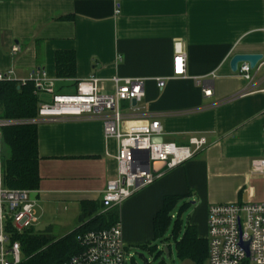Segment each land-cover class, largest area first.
Returning <instances> with one entry per match:
<instances>
[{
  "label": "crops",
  "instance_id": "1",
  "mask_svg": "<svg viewBox=\"0 0 264 264\" xmlns=\"http://www.w3.org/2000/svg\"><path fill=\"white\" fill-rule=\"evenodd\" d=\"M15 46L18 54L12 53ZM178 48L186 54V75L180 78L172 76ZM58 51L75 53V79L57 78ZM238 54L264 57V0H0V70L23 72L21 79L42 69L62 94L74 93L79 81L94 76L105 83L103 90L111 89L114 77L141 79L140 115H160L164 143L182 146L193 136L207 138L182 167L112 207L118 209L127 250L140 252L134 254L141 259L143 251L154 254L141 250L144 245L157 251L162 245L171 258L174 241H155L153 223L169 196L184 198L172 222L187 203L181 220L187 214L204 239L213 204L264 203V176L252 171L264 156V93L217 104L248 87L231 70ZM157 80L165 82L163 89ZM205 91L213 94L205 97ZM122 107L131 111L128 103ZM117 153L116 141L103 137L99 121L39 126L40 185L31 195L37 201L36 228L48 229L72 210L81 226L83 203L108 211L100 205L117 175ZM172 228L173 223L167 238ZM135 257L131 264H137Z\"/></svg>",
  "mask_w": 264,
  "mask_h": 264
},
{
  "label": "built area",
  "instance_id": "2",
  "mask_svg": "<svg viewBox=\"0 0 264 264\" xmlns=\"http://www.w3.org/2000/svg\"><path fill=\"white\" fill-rule=\"evenodd\" d=\"M19 51L16 46L12 49L14 54ZM172 63L173 77L186 75V54L182 48H178ZM237 73L248 87L218 105L253 93H264V57L253 69L248 63L240 64ZM6 82H17L20 87L32 83L39 103L34 118L7 120L0 116V264H27L22 244L14 238L36 228L38 222L37 201L31 197L34 191L4 187L2 131L5 127L99 121L103 137L115 140L118 151L115 157L117 175L103 193V210L117 207L140 190L155 184L170 170L193 159L207 145L205 136H193L187 145L182 146L157 142L163 136L160 115H140L138 103L145 97V82L141 79L114 77L109 81L111 89L103 90L105 83L94 76L79 81L74 93L62 94L57 90L56 81L49 79L44 70L36 69L28 78L18 79L11 68L0 70V83ZM157 84L159 89L165 86L163 80H157ZM212 94V91L204 93L205 97ZM123 103L131 106L130 112L122 107ZM154 164H162L164 169L153 171ZM252 171L264 176V156L255 161ZM207 221L209 256L206 264H264V203L242 200L213 204ZM78 239L82 250L63 264H131L134 261L135 254L127 250L119 223L111 228L86 232ZM244 245L248 246V253Z\"/></svg>",
  "mask_w": 264,
  "mask_h": 264
},
{
  "label": "trees",
  "instance_id": "3",
  "mask_svg": "<svg viewBox=\"0 0 264 264\" xmlns=\"http://www.w3.org/2000/svg\"><path fill=\"white\" fill-rule=\"evenodd\" d=\"M56 76L59 80L75 79L77 73L76 55L73 51H58L55 56ZM34 85L28 83L20 87L17 82L0 83V116L4 119L23 120L37 116L39 97L34 95ZM3 140V184L7 189L37 191L40 185L38 127L32 125L8 126L2 131ZM183 197L169 196L162 209L156 214L154 223L155 241H174L176 257L179 261L206 264L209 256L208 242L198 236L196 228L181 220V214L188 204L181 206L180 214L172 222V212ZM102 209V204L100 205ZM81 226L68 235L49 241L43 236H35L32 230L16 236L22 244L27 264H63L82 249L78 237L89 231L111 228L119 220L117 208L99 213L98 207L83 203ZM171 233L166 237L170 225ZM149 249L157 257L165 254L157 251V246ZM159 264H164V258Z\"/></svg>",
  "mask_w": 264,
  "mask_h": 264
},
{
  "label": "rangeland",
  "instance_id": "4",
  "mask_svg": "<svg viewBox=\"0 0 264 264\" xmlns=\"http://www.w3.org/2000/svg\"><path fill=\"white\" fill-rule=\"evenodd\" d=\"M15 74H16V78L18 79L19 77L24 76L23 72L21 73L15 72ZM78 215L79 213L74 214L72 210L66 215L67 218L63 217L62 219H58L57 222L54 224V226L48 227V229L46 228L44 231H40V232H36L35 230L36 228H34L32 231V234L35 236H43L49 241H55L56 239H60L79 227L80 219ZM187 218H188V215L185 214V217H183L182 221L187 223ZM43 222H44V219H41L40 224H43ZM162 248H163L162 245H160L158 251H161ZM170 251H172L171 258H168L164 254L162 255V257H157L156 253L150 254L146 251H143L145 258L141 259L137 256L135 257V260L137 264H159V262H161L162 259L164 258V264H192L188 260L186 262L185 261L181 262L177 259L176 251L174 249V242H171ZM133 252L134 253L136 252L138 254L140 253L135 250H133ZM24 257L25 259H27L26 255H24Z\"/></svg>",
  "mask_w": 264,
  "mask_h": 264
},
{
  "label": "water",
  "instance_id": "5",
  "mask_svg": "<svg viewBox=\"0 0 264 264\" xmlns=\"http://www.w3.org/2000/svg\"><path fill=\"white\" fill-rule=\"evenodd\" d=\"M263 57L261 55H236L231 59V70L232 72L236 73L238 70V66L242 63H248L250 65V68L253 69L256 64L260 61H262ZM132 106H136V102L133 101L132 102ZM157 142H163L162 137L159 138L158 140H156ZM47 228V226H40L39 228H36V232H40V231H44ZM247 245H244V248L246 249L247 253H248V249H247Z\"/></svg>",
  "mask_w": 264,
  "mask_h": 264
}]
</instances>
